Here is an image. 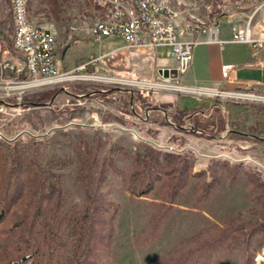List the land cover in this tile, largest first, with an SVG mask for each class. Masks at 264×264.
I'll return each mask as SVG.
<instances>
[{
    "label": "rangeland",
    "instance_id": "obj_1",
    "mask_svg": "<svg viewBox=\"0 0 264 264\" xmlns=\"http://www.w3.org/2000/svg\"><path fill=\"white\" fill-rule=\"evenodd\" d=\"M166 1L175 12L172 19L178 24L180 36L183 38L191 37L183 30L185 22L196 20L203 21L206 26L219 25L225 29L233 25H249L254 36L264 37V0ZM100 2L101 0H29V20L56 35L57 55L62 69L74 67L83 60L87 61L82 63H86L82 68L61 70L69 72L70 77L48 86H23L25 83L16 80L10 82L15 79V75L0 70V99L15 98L21 101L23 98H32L38 93L63 86L69 91L60 93L51 104L29 107L21 105L23 111L16 117L0 115V197L5 198L8 192L14 190L17 186L15 177H22L24 180L29 177L24 163L17 168L12 166V157L18 142L24 143L29 136H35L48 154L72 160L65 167H46L51 173L60 176L66 213L75 208L83 214L86 213L84 190L78 178L77 165L80 160L77 147L81 146V150L86 151L92 143L99 144V150L95 151L97 166L106 158L115 157L118 168L127 170L130 161L123 157L118 147L133 154L142 150V143H149L162 150L193 153L196 156L194 171L207 168L212 158H218L231 163L243 162L246 167L264 172V142L255 144L225 137L204 138L178 131L170 123H160L159 120L163 117L161 111L150 110L147 119H136L130 114V105L125 111L122 110V103H129V92L126 89L153 91L156 103L173 104L169 112L174 111L177 105L202 102L203 97H222L223 111L233 123L231 127L249 130L251 126H257L260 132H264V97L230 93L243 91L263 95L264 88H228L224 85L217 90L203 87L207 91L199 92L180 87L183 84L203 85L190 78L205 68L200 55L195 59L198 47L211 43L195 44L192 59L194 63L178 79L164 77L157 66V62L172 60L169 46L158 48L157 62L153 59L155 53L141 49L134 51L117 48L102 53L123 42L109 38L101 41L93 39L91 26L106 18L105 7ZM12 14L11 1L0 0V38L3 47L21 59V55L13 47ZM246 46L250 44L232 42L226 44L224 53L235 52ZM103 54L106 56L101 57ZM130 55L132 60L128 59ZM92 56L98 60L89 62ZM240 69L245 76H255L256 79L264 81V69L258 73L253 72V75L246 66ZM88 75H98L104 79H91L86 77ZM78 85L87 86L88 90H107L111 87L116 90L109 94L110 98L82 97L79 96ZM65 107H79L80 113L69 122L59 124L53 115L55 111ZM181 140L183 146L179 147ZM98 171L93 168V188L98 186L106 199L109 210L105 212V217L109 219L96 223V229L103 230L105 238L111 241L109 248L105 247L106 243L93 244L89 258L99 264H162L164 259L191 245L208 229L225 226V220L232 213L240 212V222H248L258 219L263 212L261 204L250 200L248 180L242 174L237 180L229 181L226 172H219L217 186L201 201L197 199V179L191 177L180 194L170 201L166 199V185L163 182H158L149 194L137 195L126 189L123 178L114 170L98 184ZM48 177H51L50 174ZM29 189L33 190L32 187ZM26 202L25 195L20 200L22 204L12 208L0 224V264H4L9 258H5V252L1 253L2 239H6L11 233V228L18 231L23 226L24 220L19 212ZM107 220L110 225H106ZM18 223L21 225L17 227ZM25 229L21 231L24 233ZM59 230L64 245L57 247L56 259L62 263L71 257L73 245L70 228L64 226ZM226 230L230 234L225 240L215 242L200 254L193 255L187 264H246L249 261V264H264V233L254 235L249 241L246 235L238 236L232 241L234 232L230 228Z\"/></svg>",
    "mask_w": 264,
    "mask_h": 264
},
{
    "label": "trees",
    "instance_id": "obj_2",
    "mask_svg": "<svg viewBox=\"0 0 264 264\" xmlns=\"http://www.w3.org/2000/svg\"><path fill=\"white\" fill-rule=\"evenodd\" d=\"M86 87L84 85L77 86L79 96H108L107 98H110L109 94L116 90L113 87L107 90H88ZM126 90L129 92V103L123 102L122 110L125 111L130 105V114L136 119H147L150 110H158L163 112V117L159 120L160 123H170L178 131L209 139L225 137L255 144L264 142V132H260L257 126H251L249 130L230 126L233 123L223 111L224 100L222 97H203L202 102L177 105L174 107V111L169 112L173 104L156 103L153 91L149 89ZM63 91L69 92L67 87L63 86L38 93L32 98H23L21 101L15 98L0 99V101L10 105L20 104L24 107L47 105L53 103ZM79 113V107H65L55 111L53 118L59 124H65ZM17 145L12 157V166L17 168L24 163L27 166L26 172L29 177H26L25 180L22 177H15L14 182L17 186L13 191L8 192L5 198L4 196L0 197L2 199H0V224L12 208L22 204L20 200L26 195L27 202L19 212L21 219L24 220L21 229L23 231L25 226L26 229L23 233L21 229L15 231L14 228H11L9 230L11 233L6 236V239H2L1 253L5 252L6 259L9 257L4 264H99L90 260L89 255L96 242L106 243V248L110 246L111 241L108 240L109 238H105L104 231L96 229V223L102 222L103 219H109V217H105V212H108L109 208L106 199L99 191L100 188L98 186L93 188V168L99 170L96 176L98 184H101L114 170L123 178L126 189L137 195H147L158 182H163L166 185V199L170 201L180 194L191 177L197 179V199L200 201L208 197L217 186L219 172H226L229 181L237 180L241 174L247 178L248 188L251 191L250 200L263 207L260 217L254 221L240 222L242 214L240 212L232 213L225 220V226L208 229L191 245L164 259L162 264H187L193 255L200 254L215 242L225 240L230 234L226 228H230L234 232L232 239L230 238L232 241L241 235L249 237V241L254 235L264 233V172L257 168L246 167L243 162L231 163L229 160L212 158L207 168L194 171L196 156L193 153L162 150L149 143H142V150L133 154L118 147L123 157L130 161L128 169L124 170L118 168L115 157H108L97 166L95 151L99 150V144L92 143L86 148V151H82L79 146L77 153L80 162L77 165V170L79 181L84 190L86 213L83 214L77 208L66 213L63 207L64 199L60 176L51 173L46 167H65L71 164L72 160L61 158L56 154H48L47 149L35 136H29L24 143L18 142ZM182 146L181 140L179 147ZM49 174L51 177H48ZM30 187L33 190L29 189ZM105 223L110 225L109 220ZM64 226H68L71 230L73 253L67 261L59 263L56 259V251L58 246L64 245V241L59 236V229ZM27 234H29L28 238ZM249 263L250 261L246 262V264Z\"/></svg>",
    "mask_w": 264,
    "mask_h": 264
},
{
    "label": "built area",
    "instance_id": "obj_3",
    "mask_svg": "<svg viewBox=\"0 0 264 264\" xmlns=\"http://www.w3.org/2000/svg\"><path fill=\"white\" fill-rule=\"evenodd\" d=\"M10 1L13 12V47L21 55V59L4 48L0 38V70L15 75V79L10 82L33 83V86H48L61 82L69 76V72L60 70L56 35L45 27L29 24L27 13L22 10V1L25 0ZM100 3L105 7V11H108V19L102 23H93L91 26L93 39L101 41L108 37H121L125 40V49L134 51L141 49L152 53H155L157 47L169 46L178 71L177 78L168 77L169 79H178L189 69L195 44L207 42L223 45L225 42L220 39L219 25L206 26L201 20L185 22L183 30L191 37H181L176 22L164 23V19H156V11H165L166 16H174L172 6L166 0H101ZM201 34H204L205 38H200ZM226 41L250 44L264 49V37L254 36L249 25H233L231 36ZM104 56L106 54L101 57ZM94 60L98 59L92 56L89 62ZM234 70L235 66L232 64L223 65V77L230 82L233 81ZM19 78L22 80H17ZM39 81L43 83L36 84ZM180 87L187 89L191 86L183 84ZM230 93L264 97V94L256 95L243 91ZM0 109L1 116L9 118L16 117L23 111L20 104L10 105L1 101Z\"/></svg>",
    "mask_w": 264,
    "mask_h": 264
},
{
    "label": "crops",
    "instance_id": "obj_4",
    "mask_svg": "<svg viewBox=\"0 0 264 264\" xmlns=\"http://www.w3.org/2000/svg\"><path fill=\"white\" fill-rule=\"evenodd\" d=\"M104 18H105V15H104ZM230 36H231V27L225 29L223 26H220V39L225 40L223 45L219 43H211L201 48L198 47L197 53H195V59H197L198 55H200L201 61H203V66L205 68L204 70L199 71L198 74L192 75L190 79L192 81L203 83V85L202 84L201 85L184 84V85L191 86V87L196 86L198 88L210 87L216 90L221 89L224 85H227L228 88H250V87H253L255 89L264 88V81L256 79L255 76L247 77L245 76V73H242L240 69V67L246 66L250 69V71L252 72V75H253V72L258 73L259 70H263L264 69V49L250 45V46L244 47L241 50L237 49L235 50V52H228L225 54L224 51H225L226 44L232 43L230 41H226L227 39L230 38ZM199 37L205 38V35L201 34ZM108 38L110 40L121 41L123 43L108 50L107 52H102V53H108L117 48L121 50L122 49L125 50L124 48L125 40L124 39H122L121 37H108ZM200 43L203 44L207 42H200ZM200 43H197V44H200ZM233 43H236V42H233ZM160 47H166V46H160ZM160 47H157V49L155 50V56L153 59H155L156 62L158 61V48ZM193 50H195V45L193 47ZM128 59L132 60L133 57L130 55ZM86 61L87 60H83V61H80L74 67L62 69L61 60L59 58V67H60V70L71 71V70H74L80 67L82 63ZM175 64L176 62L173 57L171 61H165L164 63L157 62V66L159 67V69L165 68V67H175ZM226 64H232L235 66V70L234 72H232V76L234 78H233V81L231 82L228 81L226 78H224L222 75V67L223 65H226Z\"/></svg>",
    "mask_w": 264,
    "mask_h": 264
},
{
    "label": "bare ground",
    "instance_id": "obj_5",
    "mask_svg": "<svg viewBox=\"0 0 264 264\" xmlns=\"http://www.w3.org/2000/svg\"><path fill=\"white\" fill-rule=\"evenodd\" d=\"M28 2H29V0H25V1H22V10H24V11H26V13H27V18H28V8H27V6H28ZM174 10L172 9V15H174ZM105 16H106V18L104 19V20H101V21H97V22H95V23H102V22H105V20H107L108 19V11H106L105 12ZM172 17L173 16H166V12L165 11H156V19H164V23H174V21H173V19H172ZM29 24L30 25H34L30 20H29ZM51 33V32H50ZM70 76H68V77H65V78H69ZM86 77H89V78H91V79H99V78H103L104 79V77H100V76H98V75H88V76H86ZM43 83V81H39V82H37L36 84H42ZM33 83H25V85H23V86H30V85H32ZM183 88V87H182ZM186 89V88H185ZM187 89H189V90H194V91H207V89H204V88H198V87H188ZM0 115H1V109H0Z\"/></svg>",
    "mask_w": 264,
    "mask_h": 264
},
{
    "label": "water",
    "instance_id": "obj_6",
    "mask_svg": "<svg viewBox=\"0 0 264 264\" xmlns=\"http://www.w3.org/2000/svg\"><path fill=\"white\" fill-rule=\"evenodd\" d=\"M159 73L163 75L164 77H170V78L178 77V71L175 67L160 68Z\"/></svg>",
    "mask_w": 264,
    "mask_h": 264
}]
</instances>
